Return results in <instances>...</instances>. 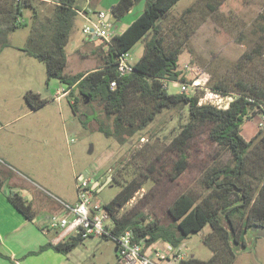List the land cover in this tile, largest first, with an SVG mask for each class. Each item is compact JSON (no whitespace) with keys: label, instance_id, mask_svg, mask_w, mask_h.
<instances>
[{"label":"rangeland","instance_id":"obj_1","mask_svg":"<svg viewBox=\"0 0 264 264\" xmlns=\"http://www.w3.org/2000/svg\"><path fill=\"white\" fill-rule=\"evenodd\" d=\"M205 1L208 0L198 5L196 0H179L171 13L162 19L167 39L176 44L182 42L184 45L181 61L186 66L187 75L194 77L202 73V78H208V86L210 80L213 83L222 80L234 86L237 80L243 79L248 84L256 85L264 99V0H209L213 6H217L214 9L205 5ZM192 4L201 10L185 15L189 19V23H186L183 12ZM53 5L54 3L47 1L36 2L43 18L52 15ZM29 12L30 9L25 7L24 15L21 16L23 24L3 37L8 39V45L0 44V122L5 123L18 116H13V112L22 113L30 108L24 95L29 90H40L41 97L50 100L35 109L34 113L37 114V119L44 116V125L37 120V126L44 128V138L39 137L38 141L31 138L30 143H25L44 145V157L47 156L48 147L49 150L52 146L57 149V155L65 160V165L62 169L63 175L55 176L56 183L59 184L65 179L68 181L74 170L85 173L92 181L99 180L100 186L95 188V199L107 204L122 189L121 183L113 179V168L118 169L117 177L119 171H123V177L128 180L132 176L141 179L145 175L151 176L152 181L138 190L132 199L122 206L118 205L117 215H137L160 223H169L172 220L169 208L180 194L192 195L201 202L209 194L201 184L205 173L213 166L233 164L231 152L218 145H209L205 130L202 129L192 142L194 164L181 178L172 180L166 176L169 164L173 161V155L167 149L174 135L180 130L181 123L188 119L187 108L178 106L165 110L147 129L136 133L122 145L116 138L106 136L98 129V120L104 117L99 105L82 103L79 112H75L69 103V97L64 96L60 101L53 100L58 89L59 93H63L64 83L56 78L48 83L45 62L27 53L26 49L31 48L29 38L33 25ZM85 23V19L77 16L67 50L73 47L74 40L80 49L68 53V72L94 69L101 62L96 49L99 48L100 41H87L81 45L84 41L82 36ZM144 47L145 41L142 38L130 50L132 61L136 62L141 57ZM168 91L180 92V88L168 83ZM188 93L200 95L201 90L196 92L191 88ZM262 115L264 114L261 110L256 111L242 127V134L248 141L256 137L259 131H263L248 148L247 167L242 178V181L251 182L256 188L264 186V138L260 140L264 136V127L258 126ZM30 118L29 115H24L15 120L14 127L10 124L5 130H0L2 144H9L10 131ZM49 171L50 168L44 166V173ZM40 185H44V189L51 193L55 192L52 196L47 195V190L39 193L42 196V205L47 202L53 215L61 216L57 208V201H60L55 198L61 194L51 189L46 181ZM210 231L211 227L206 225L200 231L190 233L179 245L186 260L196 258L205 261L213 256V247L205 240ZM243 237L247 246H243L242 242L235 245L237 257L231 264H264V237L256 234L251 227ZM211 242L219 250L226 248L225 243L216 237H212ZM160 243L170 244L164 240ZM115 247L116 243L112 239L90 237L85 238L70 255L77 260V264H116Z\"/></svg>","mask_w":264,"mask_h":264},{"label":"trees","instance_id":"obj_2","mask_svg":"<svg viewBox=\"0 0 264 264\" xmlns=\"http://www.w3.org/2000/svg\"><path fill=\"white\" fill-rule=\"evenodd\" d=\"M141 1L145 2L143 12L122 33L115 34L110 42L100 40L99 48L96 49L101 62L91 70L68 72L67 45L79 11L84 10L79 0H55L52 15L45 18L36 6L37 0H0V44L8 45V39L3 37L23 24L21 16L24 15L25 7H28L33 25L29 38L31 48L26 49L27 53L45 62L48 83L56 78L65 84L69 103L75 112H79L82 103L99 105L104 117L98 120V129L106 136H113L122 145L136 133L147 129L165 110L178 106L187 108L188 119L181 123L180 130L167 149L173 155V161L169 164L166 176L178 180L194 164L192 142L204 129L209 145L225 148L233 156V164L213 166L205 173L201 184L209 194L201 202L192 195L180 194L169 208L172 218L169 223L148 221L137 215H117L118 205L122 206L132 199L138 190L152 181V177L145 175L141 179L132 176L128 180L123 177V171H119L117 177L115 167V172L111 174L113 179L121 183L122 189L103 206L110 211L115 222V235L132 229L136 240L146 238L148 243L164 240L177 247L190 233L209 225L211 231L205 240L212 245L213 256L205 261L184 259L179 264H231L237 257L235 245L242 242L243 246H247L244 234L250 227L264 220V186L256 188L251 182L242 181L247 167L248 148L263 132L259 131L256 137L248 141L242 134V127L256 111L264 113L263 93L256 85L248 84L243 79L237 80L234 86L222 80L214 83L210 80L211 89L234 97L227 108L201 104L197 93H170L167 83L194 78L187 75L186 66L181 61L183 43L176 44L164 34L162 19L171 13L179 0H119L111 7L113 19L121 21ZM202 1L196 0L198 5ZM205 2L210 9L217 7L209 0ZM196 10L201 9L192 4L184 10L183 15ZM184 20L189 23L186 16ZM142 38L145 41L143 54L136 62L133 61L134 69L131 73L121 75L117 67L118 56L130 51ZM114 80L116 87L111 86ZM24 97L34 110L50 101L33 90L27 91ZM263 138L261 136L260 140ZM2 187L3 183L0 182V189ZM8 198L27 219L35 218L32 203L22 195L9 193ZM104 237L114 240L109 236ZM212 237L225 243L226 248L217 249L214 242H211ZM84 239L81 235L71 234L57 243L48 241L28 254L53 249L67 255ZM0 256L9 258L1 251ZM223 256H226L224 260Z\"/></svg>","mask_w":264,"mask_h":264},{"label":"crops","instance_id":"obj_3","mask_svg":"<svg viewBox=\"0 0 264 264\" xmlns=\"http://www.w3.org/2000/svg\"><path fill=\"white\" fill-rule=\"evenodd\" d=\"M44 1L55 4V0ZM118 1L91 0L89 3L87 0H79V3L84 10H88L86 8L94 6L90 12L92 18L96 17L97 11L105 10L107 13L106 19L115 23L117 27L116 33H122L143 12L144 1L140 2L139 6L132 8L121 21H115L110 10ZM85 3L89 4L84 6ZM78 16L83 18L80 14ZM82 40L84 41L81 45L88 41L84 34ZM73 42V47L67 50L68 53L71 50L80 49L76 44V40ZM76 72L78 71L70 73ZM59 90L53 100L60 101L64 96L68 98V90L65 84L63 86V93H59ZM35 92L40 93L41 91L36 90ZM35 111L30 107L22 113L13 112V116H18L5 123L0 122V130H5L10 124L14 127L15 120L22 118V116L29 115L31 117L27 122L16 125L19 127L14 130H7L11 133L10 135L8 134L10 139L9 144H2L3 138L0 139V182L3 183V187L0 189V251L9 256V258L0 256V264H77V260L70 253L65 255L53 249H47L38 254H28L32 250H38L48 241L57 243L70 235V233L63 232L59 228L50 226V218L53 215V211H50L51 207L47 202H45L44 206L42 205V196L39 193H44L47 190V195L52 196V193L55 194V192L51 193L48 189H44V185L41 186L40 183L46 181L51 189L61 194V196L57 195L55 197L60 201H57V208H59L61 216H71L64 204L73 205L78 200L75 179L77 171H73L68 181L65 179L59 184L56 183L54 181L55 176L63 175L62 169L65 165V160L59 158L57 149H54L53 146L50 150L48 147L47 156L44 157V145H29L31 138L35 140L39 137L44 138V128L40 129L37 126L39 124L37 120L42 121L44 125V116L37 119V114H35L36 116L34 115ZM20 137L21 139H19ZM26 141L29 143H25ZM44 166H48L50 171L44 173ZM91 182L95 188L100 186L99 180ZM9 193H19L24 199L32 203L36 213L33 220L27 219L15 207L8 198ZM115 253L117 255L116 247ZM116 264H118V259Z\"/></svg>","mask_w":264,"mask_h":264},{"label":"built area","instance_id":"obj_4","mask_svg":"<svg viewBox=\"0 0 264 264\" xmlns=\"http://www.w3.org/2000/svg\"><path fill=\"white\" fill-rule=\"evenodd\" d=\"M90 2V0H87ZM79 11L86 23L83 26V34L88 41L104 40L110 42L117 32L115 23L106 19V11H97L96 17L90 15L91 8ZM111 13V10H110ZM118 71L121 75H127L134 69L130 51L120 54ZM200 75L194 76L189 81H173L172 84L180 88V92L188 93L191 88L201 90L199 102L212 104L218 108H227L234 99L232 95H222L207 85L208 78ZM116 81L111 82L116 87ZM168 87V83H167ZM205 93V94H204ZM204 94V95H202ZM202 95V96H201ZM226 99H229L228 101ZM264 114V113H263ZM260 128L264 127V115L258 122ZM78 200L75 204H64L71 214L64 216L53 215L50 218V226L59 228L63 232L81 235L83 238L112 237L116 243L118 264H179L185 259L180 246L171 243L161 244L160 240L148 243L146 238L136 240L134 230L126 229L120 234L113 233L114 220L111 213L103 204L95 199V187L91 178L85 173H77Z\"/></svg>","mask_w":264,"mask_h":264},{"label":"flooded vegetation","instance_id":"obj_5","mask_svg":"<svg viewBox=\"0 0 264 264\" xmlns=\"http://www.w3.org/2000/svg\"><path fill=\"white\" fill-rule=\"evenodd\" d=\"M259 227H264V220H263L262 223H259V224H257L256 226H253V227H251V228H252V229L255 231V233L257 234V233L259 232V230H258Z\"/></svg>","mask_w":264,"mask_h":264},{"label":"water","instance_id":"obj_6","mask_svg":"<svg viewBox=\"0 0 264 264\" xmlns=\"http://www.w3.org/2000/svg\"><path fill=\"white\" fill-rule=\"evenodd\" d=\"M110 178H112V177H110ZM258 230H259L258 234L260 236L264 237V227H259Z\"/></svg>","mask_w":264,"mask_h":264}]
</instances>
